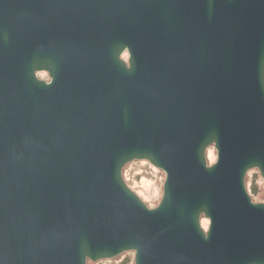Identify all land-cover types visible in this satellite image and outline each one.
<instances>
[{
	"label": "water",
	"instance_id": "1",
	"mask_svg": "<svg viewBox=\"0 0 264 264\" xmlns=\"http://www.w3.org/2000/svg\"><path fill=\"white\" fill-rule=\"evenodd\" d=\"M143 159L152 209L121 174ZM249 169L264 0H0V264H264Z\"/></svg>",
	"mask_w": 264,
	"mask_h": 264
},
{
	"label": "rangeland",
	"instance_id": "2",
	"mask_svg": "<svg viewBox=\"0 0 264 264\" xmlns=\"http://www.w3.org/2000/svg\"><path fill=\"white\" fill-rule=\"evenodd\" d=\"M124 57H126V54ZM37 78H41L45 81L49 80L45 72H38ZM208 150L211 151L209 155L212 156L211 161H208V164H211L215 162L214 160L216 158V150H214L213 146H210ZM161 173H163L164 182L166 176L164 172L156 166H152L145 160H133L132 162L127 163L122 168V176H124L128 187H130V189H132L137 195H139V197L142 198L143 202L147 205L153 202L151 198L153 196V192L157 188L160 192L159 201L162 198L161 195L163 191V182L162 184L159 182ZM244 182L246 189L250 194L251 200L254 203L264 202V179L260 175V172L256 169H249L245 176ZM128 253L131 252L125 251V253L114 257V259L88 261L87 264H134L133 255L129 257Z\"/></svg>",
	"mask_w": 264,
	"mask_h": 264
},
{
	"label": "bare ground",
	"instance_id": "3",
	"mask_svg": "<svg viewBox=\"0 0 264 264\" xmlns=\"http://www.w3.org/2000/svg\"><path fill=\"white\" fill-rule=\"evenodd\" d=\"M209 148V147H208ZM208 148L206 149L207 150V152H206V161H207V164H208V161H211V158H212V156L211 155H209V153L211 152L210 150H208ZM144 160V159H143ZM142 160V161H143ZM133 161V160H132ZM138 161H140V160H138ZM145 161H147V160H145ZM215 161V160H214ZM148 162V161H147ZM149 163V162H148ZM214 163V162H213ZM213 163H211V164H213ZM150 164V163H149ZM211 164H208V165H211ZM152 165V164H151ZM153 166V165H152ZM155 167V166H154ZM158 168V167H157ZM256 170H258V169H256ZM259 171V170H258ZM121 174H122V172H121ZM123 179H124V176H123ZM124 181H125V179H124ZM125 183H126V181H125ZM127 185V184H126ZM128 186V185H127ZM130 188V187H129ZM132 190V189H131ZM247 190V189H246ZM133 191V190H132ZM248 192V191H247ZM136 194V193H135ZM137 195V194H136ZM138 196V198H140L139 197V195H137ZM162 196V195H161ZM141 200H142V198H140ZM143 201V200H142ZM253 202V201H252ZM144 203V202H143ZM159 203H160V201H159ZM158 203V204H159ZM145 204V203H144ZM157 204V205H158ZM147 205V204H146ZM147 207H148V205H147ZM157 207V206H156ZM148 208H150V207H148ZM155 208V207H154ZM152 209V208H151ZM205 221H207V227H206V229H205V224H204V222ZM209 224H210V219L209 218H207V217H205L203 214L200 216V225H201V227H202V229H204L205 231H208V227H209ZM131 253H133V258H135V255H134V252L133 251H130ZM122 254V253H121ZM99 261V260H98ZM88 262V261H87Z\"/></svg>",
	"mask_w": 264,
	"mask_h": 264
},
{
	"label": "clouds",
	"instance_id": "4",
	"mask_svg": "<svg viewBox=\"0 0 264 264\" xmlns=\"http://www.w3.org/2000/svg\"><path fill=\"white\" fill-rule=\"evenodd\" d=\"M163 173L160 174V178H159V182L162 184L163 182ZM143 195V194H142ZM153 200L152 203L148 204V207L150 208H154L158 203H159V199H160V192L159 189L157 188L154 192H153V196L151 198ZM205 224V228L207 227V221L204 222ZM133 255V253H128V256L131 257Z\"/></svg>",
	"mask_w": 264,
	"mask_h": 264
},
{
	"label": "flooded vegetation",
	"instance_id": "5",
	"mask_svg": "<svg viewBox=\"0 0 264 264\" xmlns=\"http://www.w3.org/2000/svg\"><path fill=\"white\" fill-rule=\"evenodd\" d=\"M125 54H126V57H124L125 56ZM121 58H122V60H124L126 63H127V59H128V53L126 52V51H124L122 54H121V56H120ZM46 73V72H45ZM47 74V73H46ZM37 75V74H36ZM47 76H48V74H47ZM49 78V77H48ZM50 79V78H49ZM49 81V80H48Z\"/></svg>",
	"mask_w": 264,
	"mask_h": 264
}]
</instances>
